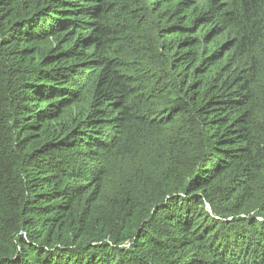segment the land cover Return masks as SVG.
<instances>
[{"label": "trees", "instance_id": "obj_1", "mask_svg": "<svg viewBox=\"0 0 264 264\" xmlns=\"http://www.w3.org/2000/svg\"><path fill=\"white\" fill-rule=\"evenodd\" d=\"M0 264H264V0H0Z\"/></svg>", "mask_w": 264, "mask_h": 264}, {"label": "rangeland", "instance_id": "obj_2", "mask_svg": "<svg viewBox=\"0 0 264 264\" xmlns=\"http://www.w3.org/2000/svg\"><path fill=\"white\" fill-rule=\"evenodd\" d=\"M223 4H225V0H220ZM221 38H224V37H227L226 35H224V36H220ZM186 121L183 119V118H181V117H179L178 119H177V121H174V123L173 124H171L170 125V129H177V128H180L181 127V125L183 124V123H185ZM153 146H154V144L153 143H151L150 144V150L153 148ZM137 152L140 154V155H142V157L145 159V161H142V160H140V162L135 166V169H142L144 166H147V157H148V152L147 151H143L142 149H138L137 150ZM129 161V160H128ZM57 162H59V163H61V164H63L64 166H66V167H70V169H68L67 170V172H70V171H73L74 172V174L76 175V171L75 170H73V169H71V164H70V161L68 160V159H66V158H58L57 159ZM111 192H105V193H102V195H101V199L103 198V197H105L107 194H110ZM255 208H257V206H255ZM242 217V216H241ZM234 238V237H233Z\"/></svg>", "mask_w": 264, "mask_h": 264}, {"label": "clouds", "instance_id": "obj_3", "mask_svg": "<svg viewBox=\"0 0 264 264\" xmlns=\"http://www.w3.org/2000/svg\"><path fill=\"white\" fill-rule=\"evenodd\" d=\"M108 134H110V131L109 132H107ZM22 236H24V233L22 234Z\"/></svg>", "mask_w": 264, "mask_h": 264}]
</instances>
